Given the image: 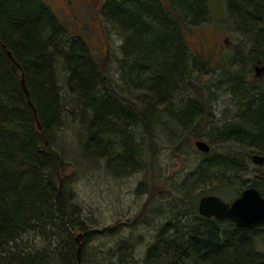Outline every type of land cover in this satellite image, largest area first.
<instances>
[{
    "label": "trees",
    "instance_id": "obj_1",
    "mask_svg": "<svg viewBox=\"0 0 264 264\" xmlns=\"http://www.w3.org/2000/svg\"><path fill=\"white\" fill-rule=\"evenodd\" d=\"M209 1L104 0L100 18L120 40L111 74L77 26L68 31L44 0H0V41L19 66L0 46V264H49L50 254L60 264H76L75 232L83 238L82 263L94 230L72 222L58 185L63 154L51 147L65 117L80 125L81 156L110 170H131L140 162L151 167L153 130L171 143L204 138L225 147L196 163L191 185L176 195L172 217L156 230L140 264H264V238L258 237L264 228H239L197 212L200 197L209 194L200 192V183L233 175L236 181L222 198L231 201L248 171L242 160L264 156V74H245L251 63L264 66V0L215 2V25L240 30L251 43L245 59L235 54L233 63L221 56L215 64L185 38L186 29L213 18ZM234 64L236 73L229 70ZM216 80L236 106L219 126L200 102L209 104ZM31 231L54 244L48 253L19 250ZM118 254L119 264L132 260Z\"/></svg>",
    "mask_w": 264,
    "mask_h": 264
},
{
    "label": "rangeland",
    "instance_id": "obj_2",
    "mask_svg": "<svg viewBox=\"0 0 264 264\" xmlns=\"http://www.w3.org/2000/svg\"><path fill=\"white\" fill-rule=\"evenodd\" d=\"M44 1L63 21L60 20L68 31L73 32L74 24L77 26V32H81L89 46L102 57L101 63L104 62L108 66L109 72L115 74L120 40L113 33L112 28L108 27L100 18L104 0ZM215 2L217 3L218 0H210L208 3L209 11L214 19L211 17L203 21L202 24L185 30L188 44L208 61L211 60L212 64H215L221 56H223V60L225 56V58L231 59L230 56L239 47L237 45L242 47L243 53L241 52L239 55L245 59V53H248L251 43L240 34V30H234V28L230 30L215 25V19L219 18L214 10L217 7H214ZM251 65L248 67V71L245 73V69L243 73L251 75ZM237 69L238 67L234 64L233 68L229 70L236 73ZM255 74L263 75L264 67L255 65ZM58 84L62 85V83ZM211 84L213 86H211L210 92L217 89L213 95L215 102L208 105H204L203 101L200 102L204 111L209 109L219 119L215 123L219 126L223 117L234 114V110L231 109V105L227 101L230 96L223 93V91L225 92L222 87L224 83H218L216 80ZM228 100L231 102L230 99ZM225 102L229 104L228 112H225ZM226 113L227 116H225ZM62 125L63 128L54 132V143L51 146L63 154L64 164L61 173L58 174V185L63 192L72 222L75 224L74 220H80L85 223L87 228L94 230L92 237L85 242L81 264H93V262L97 264L96 261L99 264H119L118 251L122 255L124 253L127 256H132V260L127 264H140L145 249L153 242L156 230L168 218L172 217L173 201L175 203L176 195L181 193L183 188L191 185L190 174L195 169L196 163L201 162L206 154H200L195 150L194 142L197 139L175 140L171 143L168 137L155 136L159 132L153 130L154 138L153 141H149L147 148L152 168L140 162L137 167L131 170H110L105 163L96 162V160L89 161L81 156L84 154L79 151L76 138V134L80 130L79 123L74 126L73 118L65 117ZM163 125L165 126V124ZM204 133H208V131ZM174 145L176 146L174 147ZM224 148L222 144L216 143L211 152L218 153ZM233 151L238 153L236 149ZM239 153L244 156V151ZM242 161L246 162L244 159ZM250 162L247 173L240 179L244 182L249 181L247 185L242 186L243 188L252 186L253 181L258 186L263 185L264 182L262 179L264 165L260 167L252 164V161ZM212 186L215 185L209 184L207 188H200V192L212 189ZM198 189L193 194L196 195ZM79 233L75 232V237ZM258 237L264 238L262 233H259ZM82 242L83 238L81 237L80 243L82 244ZM49 243L51 242L48 237H43L37 231H31L22 236L18 245L19 250L24 254H33V252L39 253L40 251L48 253L47 251L54 246ZM77 249L75 252L76 264H79L81 251L77 258ZM261 249L264 254V247ZM50 256V260L54 259L53 262L60 264L54 257L55 255L50 254ZM52 261L49 264H52Z\"/></svg>",
    "mask_w": 264,
    "mask_h": 264
},
{
    "label": "water",
    "instance_id": "obj_3",
    "mask_svg": "<svg viewBox=\"0 0 264 264\" xmlns=\"http://www.w3.org/2000/svg\"><path fill=\"white\" fill-rule=\"evenodd\" d=\"M0 46L3 48L7 58L19 68L10 52L1 41ZM23 84V78L21 77V85L23 86ZM24 91L28 99V104L32 108L29 94L27 90L24 89ZM195 147L199 151H203V153H209V146L204 142L196 141ZM251 161L255 165H263L264 156L256 154L252 155ZM197 212L204 218L212 217L217 221L228 220L239 228L250 230L260 228L264 226V197H262L258 190L254 188L243 190L240 196L234 199L231 203L222 201V199H218V197L212 195L203 196L197 203ZM81 237L82 235L79 233L74 239L78 248L77 258L81 250Z\"/></svg>",
    "mask_w": 264,
    "mask_h": 264
},
{
    "label": "bare ground",
    "instance_id": "obj_4",
    "mask_svg": "<svg viewBox=\"0 0 264 264\" xmlns=\"http://www.w3.org/2000/svg\"><path fill=\"white\" fill-rule=\"evenodd\" d=\"M241 50V49H240ZM237 51L236 53H234V54H232L230 57H231V60H233V62H234V60H235V54L238 56L240 53H241V51ZM255 65H259V64H254L252 67H251V70H252V75H253V77H255V78H259V77H261V75L260 76H257L256 74H255ZM259 66H261V65H259ZM264 67V66H263ZM248 77H250V74H248L247 75ZM216 88L215 89H213V92H210L209 94H212V96L210 95V97H209V103L211 104L212 102H215L214 101V96L213 95H215V93H216ZM226 97V96H225ZM227 98V97H226ZM228 99H229V97H228ZM227 99V101L229 102V100ZM227 102H225V112H228V105L229 104H226ZM230 103V105H231V109L232 110H236V106L235 105H233L231 102H229ZM226 105H227V107H226ZM214 118L215 119H217V117L216 116H214ZM196 141H200V142H204V143H206L208 146H209V152H211V150H212V146L208 143V142H206V140L204 139V138H202V139H197V140H195V142ZM195 142H194V147H195ZM195 150L198 152V153H200V154H207V153H203V151H199L196 147H195ZM224 151V150H223ZM223 151H221V152H223ZM253 155H255V154H253ZM257 155V154H256ZM242 156V155H241ZM261 156V155H260ZM243 157H245V155L243 156ZM251 157H252V155H251ZM251 157H250V161H251ZM250 161H248V158H247V160H246V162H247V164L249 165V163H251ZM253 164V163H252ZM244 176V175H243ZM242 176V177H243ZM262 179L264 180V177H262ZM236 181V179H235V177L233 176V175H228V176H226V177H222V176H217V177H215L214 179H213V182L212 183H208V184H204V183H200V186H202V187H200V188H207L208 186H209V184H214L215 186H212V189H215V192L214 193H212V192H210V190H212L211 188H209V189H206V191H208L209 192V194H206V195H204V196H208V195H212V196H215V197H218V199H222V197H223V194H226V192L229 190V186L230 185H233L234 184V182ZM249 181H245L244 182V184L243 185H247V183H248ZM253 185L254 186H256V187H254V186H246V187H244V188H242V191L243 190H245V189H248V188H257V190L259 191V194L262 196V197H264V182H263V185H257L256 184V182H254L253 181ZM228 186V187H227ZM205 191V192H206ZM242 191L240 192V194L242 193ZM260 191H263V192H260ZM240 194L237 196V197H235L234 199H236V198H238L239 196H240ZM223 201V200H222Z\"/></svg>",
    "mask_w": 264,
    "mask_h": 264
}]
</instances>
